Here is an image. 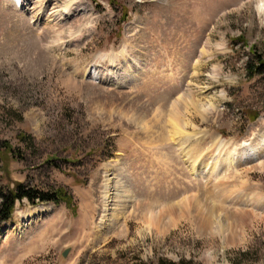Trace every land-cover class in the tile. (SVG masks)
<instances>
[{"label": "rangeland", "instance_id": "obj_1", "mask_svg": "<svg viewBox=\"0 0 264 264\" xmlns=\"http://www.w3.org/2000/svg\"><path fill=\"white\" fill-rule=\"evenodd\" d=\"M254 55L264 0H0L1 185L70 197L17 202L0 264H264Z\"/></svg>", "mask_w": 264, "mask_h": 264}, {"label": "trees", "instance_id": "obj_2", "mask_svg": "<svg viewBox=\"0 0 264 264\" xmlns=\"http://www.w3.org/2000/svg\"><path fill=\"white\" fill-rule=\"evenodd\" d=\"M245 70L247 79L260 78L264 82V58L263 56H250L246 59ZM250 118H253L252 116ZM256 118V117H255ZM30 139V137L28 136ZM1 172V167H0ZM1 180V179H0ZM67 197V198H66ZM28 203H53L60 204L70 200L69 195L63 189L56 192H44L23 184L17 183L12 189L1 185L0 181V225L5 224L12 218V213L17 202ZM67 203V202H66ZM161 264H176L174 262H160Z\"/></svg>", "mask_w": 264, "mask_h": 264}, {"label": "bare ground", "instance_id": "obj_3", "mask_svg": "<svg viewBox=\"0 0 264 264\" xmlns=\"http://www.w3.org/2000/svg\"><path fill=\"white\" fill-rule=\"evenodd\" d=\"M21 1V0H20ZM50 18V17H49ZM49 18H47L48 19V21H49ZM50 22V21H49ZM175 110V113H173L172 115H171V120L174 122V124H173V132H178L179 130H178V119H177V115H178V109H174ZM180 119V118H179ZM181 120V119H180ZM179 120V121H180ZM180 127V126H179ZM172 132V133H173ZM174 133V134H175ZM259 146V143H258V141H256L254 144H249V143H244V144H240L239 146H238V157H235L234 159L235 160H233V163H235V162H242V161H245L246 159L248 160V159H251V158H253L255 155V153L256 152H258L257 150V147ZM225 147V145L223 144V143H218V151H217V154H220V152H221V150L223 149ZM236 150V149H235ZM181 153V152H180ZM183 153V152H182ZM232 154V153H231ZM230 154V155H231ZM234 154V153H233ZM234 156V155H233ZM230 160V159H229ZM216 167H214V169H215ZM194 171V169L192 168V170L190 169V172L192 173ZM109 186L106 184L105 185V192H104V196H103V208H104V211L106 212L108 209H107V207H108V200H109V196H108V193H109ZM199 206V205H198ZM201 207V206H200ZM202 208H204V207H202ZM107 209V210H106ZM177 210V209H176ZM197 211L199 212V215L200 214H202V215H204L203 216V218H202V220H201V224L199 225L201 228L203 227V228H205V229H208L209 228V217H210V213L208 214H203V211H204V209H201V208H199V210L197 209ZM206 211V210H205ZM208 211V210H207ZM108 212V211H107ZM209 212V211H208ZM213 212V211H212ZM197 213V212H196ZM206 213V212H205ZM198 214H196V216H197ZM206 215V216H205ZM206 217V218H205ZM172 222V221H171ZM198 226V227H199ZM227 227L229 228V227H231V225H228L227 224ZM228 232V235L226 236V238H227V240H229V238H232L233 237V231H231V230H229V231H227Z\"/></svg>", "mask_w": 264, "mask_h": 264}, {"label": "water", "instance_id": "obj_4", "mask_svg": "<svg viewBox=\"0 0 264 264\" xmlns=\"http://www.w3.org/2000/svg\"><path fill=\"white\" fill-rule=\"evenodd\" d=\"M64 255H65V254H64ZM64 255H63V256H64Z\"/></svg>", "mask_w": 264, "mask_h": 264}]
</instances>
